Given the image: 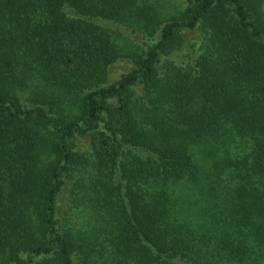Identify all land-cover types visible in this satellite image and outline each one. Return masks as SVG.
Here are the masks:
<instances>
[{
    "label": "trees",
    "instance_id": "trees-1",
    "mask_svg": "<svg viewBox=\"0 0 264 264\" xmlns=\"http://www.w3.org/2000/svg\"><path fill=\"white\" fill-rule=\"evenodd\" d=\"M168 2L0 0V264H264V0Z\"/></svg>",
    "mask_w": 264,
    "mask_h": 264
},
{
    "label": "rangeland",
    "instance_id": "rangeland-1",
    "mask_svg": "<svg viewBox=\"0 0 264 264\" xmlns=\"http://www.w3.org/2000/svg\"><path fill=\"white\" fill-rule=\"evenodd\" d=\"M176 1L177 0H169L168 4L166 5V8H164V10L170 11L171 10L170 6H173ZM178 1H180V0H178ZM112 28H115L120 33V35L123 37L122 38L123 50H130V49H134L136 47H144L146 44H148L150 42L149 37L147 35L142 36L143 34L140 32H137V31L130 32L129 29H122L121 27H116L115 25H113ZM116 62H118V63H116ZM129 65H130V63H129L127 58L117 59L115 61V63L113 62V65L111 64L108 68V73H107L108 79L111 80L113 77L116 76V74L118 72L125 70V69H128ZM84 143H85V140H83L82 138H80V139L78 138V141L76 140V148H79V147L81 148V146L84 145ZM72 175H73L72 179L74 180L79 175V173L74 172V173H72ZM72 179H70V180H72ZM66 187H67V190H69L68 184H66ZM63 202L64 203H62V208L60 210V213H64L65 217H66V215L68 216L66 218L64 227L70 228V226L73 224V222L75 220H77V218L74 217L75 215H73L77 211V209H74L72 214H68V210H69L70 206H67L65 204L66 199Z\"/></svg>",
    "mask_w": 264,
    "mask_h": 264
}]
</instances>
